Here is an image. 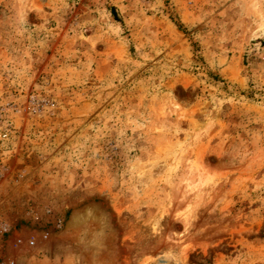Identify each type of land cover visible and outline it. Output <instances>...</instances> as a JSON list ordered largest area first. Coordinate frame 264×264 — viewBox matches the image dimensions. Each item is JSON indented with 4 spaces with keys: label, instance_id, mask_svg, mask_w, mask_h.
Segmentation results:
<instances>
[{
    "label": "rangeland",
    "instance_id": "rangeland-1",
    "mask_svg": "<svg viewBox=\"0 0 264 264\" xmlns=\"http://www.w3.org/2000/svg\"><path fill=\"white\" fill-rule=\"evenodd\" d=\"M0 177L48 264H264V0H0Z\"/></svg>",
    "mask_w": 264,
    "mask_h": 264
},
{
    "label": "built area",
    "instance_id": "built-area-1",
    "mask_svg": "<svg viewBox=\"0 0 264 264\" xmlns=\"http://www.w3.org/2000/svg\"><path fill=\"white\" fill-rule=\"evenodd\" d=\"M0 233L8 237L15 235L6 245L5 252H0V264H48L42 251L50 236L48 231L42 236L23 233L17 225L5 222L0 226Z\"/></svg>",
    "mask_w": 264,
    "mask_h": 264
}]
</instances>
